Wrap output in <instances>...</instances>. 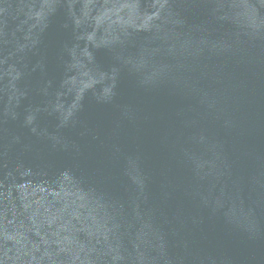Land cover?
Listing matches in <instances>:
<instances>
[{
	"label": "water",
	"instance_id": "1",
	"mask_svg": "<svg viewBox=\"0 0 264 264\" xmlns=\"http://www.w3.org/2000/svg\"><path fill=\"white\" fill-rule=\"evenodd\" d=\"M0 264H264V0H0Z\"/></svg>",
	"mask_w": 264,
	"mask_h": 264
}]
</instances>
